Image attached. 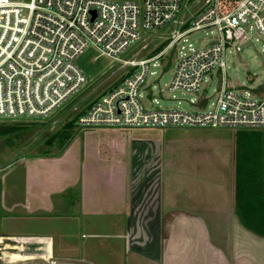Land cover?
Instances as JSON below:
<instances>
[{
	"label": "crops",
	"instance_id": "crops-1",
	"mask_svg": "<svg viewBox=\"0 0 264 264\" xmlns=\"http://www.w3.org/2000/svg\"><path fill=\"white\" fill-rule=\"evenodd\" d=\"M226 130L134 134L112 150L75 140L41 164L36 199L20 203L52 233L0 241L19 239L20 264L34 254L50 264H264V235L243 224L234 197L237 132L248 129Z\"/></svg>",
	"mask_w": 264,
	"mask_h": 264
},
{
	"label": "built area",
	"instance_id": "built-area-1",
	"mask_svg": "<svg viewBox=\"0 0 264 264\" xmlns=\"http://www.w3.org/2000/svg\"><path fill=\"white\" fill-rule=\"evenodd\" d=\"M198 6L180 21L165 49L141 60L134 70L98 96L79 115L78 125L119 128H264V83L258 91L229 84L227 55L241 51L248 27L264 34V0H186ZM185 0H0V119L40 118L80 91L88 77L77 63L89 47L121 60L142 31L177 22ZM190 8V7H189ZM191 9V8H190ZM212 38L201 47L181 45L166 90L198 94L218 71L222 86L213 96L191 99L196 109L153 105L147 76L165 50L188 42L198 30ZM208 33V31H207ZM152 65V66H151ZM166 65L164 66V68ZM163 93V89H160ZM176 94L173 93L172 97Z\"/></svg>",
	"mask_w": 264,
	"mask_h": 264
},
{
	"label": "rangeland",
	"instance_id": "rangeland-1",
	"mask_svg": "<svg viewBox=\"0 0 264 264\" xmlns=\"http://www.w3.org/2000/svg\"><path fill=\"white\" fill-rule=\"evenodd\" d=\"M194 5L193 1L187 2L185 0L182 10L177 16V22H171L160 29L142 31L141 39L121 54V60L103 55L97 49L89 47L77 59V63L83 68L89 79L88 83L48 116L19 120L0 119V233L16 235L52 233L36 217L28 218L21 213L20 203L29 199L31 201L36 199L37 183L41 182L39 179L43 176L42 172L38 170L41 164L51 163L53 158L58 160L65 158L69 145L75 140L83 141L85 147L88 146L92 149L93 145H98L91 142L93 139L102 141V144L106 146L111 143L107 148L112 150L113 143L121 139L120 137L127 138L134 134L157 135V137L165 139L168 136H179L178 133L184 130L227 132V128H119L102 125L81 127L76 121L70 139L65 144L61 141H56L54 144L47 143L48 138L62 129L67 121L74 118L92 100L113 87L134 69L128 63L129 60H141L148 57L159 46L169 42L171 31L181 26L180 21L185 22L194 16L198 8ZM247 29L249 38L241 44V51L227 55L226 76L229 84L238 90L250 88L257 92L259 84L264 83V34L259 33L255 28L250 29L248 27ZM209 31V29H202L191 33L188 36V42L182 41L177 48L168 47L163 57L157 60L159 65H151V71H155V73L148 74L146 84L149 87L143 88V91L149 92V99L156 98L159 100V103L153 101V105L194 110L197 107L191 103V99L198 95L200 97H214L216 91L221 88L223 73L218 71L206 79L204 87L198 94L166 90L173 78L176 61L181 54V45L187 46L191 42L194 47H201L214 36ZM166 46L167 44L164 45L163 49ZM161 88L163 93L160 92ZM173 93L176 94V98L172 97ZM15 123L21 124L23 129L18 134H15L16 132L5 133L6 129ZM163 129L169 132L163 133ZM228 129L232 136L236 133V129ZM262 131L264 137V128ZM86 139H90L91 143L88 144ZM19 242V239L8 241L1 239L0 257L3 258L4 264H20L18 260L20 256L11 255V253L20 250ZM27 244L29 246L28 251H35L34 241L29 240ZM15 245L17 248H7L9 246L15 247ZM29 258L31 260L27 264H50V261H46V259L43 262L41 260L43 257L37 254L29 256ZM21 264H26V262L23 261Z\"/></svg>",
	"mask_w": 264,
	"mask_h": 264
},
{
	"label": "trees",
	"instance_id": "trees-1",
	"mask_svg": "<svg viewBox=\"0 0 264 264\" xmlns=\"http://www.w3.org/2000/svg\"><path fill=\"white\" fill-rule=\"evenodd\" d=\"M165 44H168V42H165ZM165 44L159 46L150 56L160 52ZM90 104L91 102L87 107ZM87 107L67 121L62 129L52 134L47 143L54 144L56 141H61L65 144L70 139L72 129L79 115ZM9 127L5 133L16 132L15 134H18L23 129V126L18 123ZM262 132V129H248L237 132L234 195L236 209L243 220V224L260 235H264V137Z\"/></svg>",
	"mask_w": 264,
	"mask_h": 264
},
{
	"label": "water",
	"instance_id": "water-1",
	"mask_svg": "<svg viewBox=\"0 0 264 264\" xmlns=\"http://www.w3.org/2000/svg\"><path fill=\"white\" fill-rule=\"evenodd\" d=\"M263 15H264V12H263Z\"/></svg>",
	"mask_w": 264,
	"mask_h": 264
}]
</instances>
